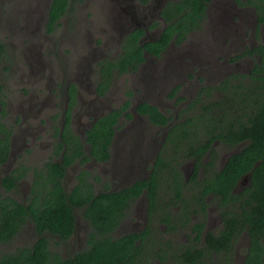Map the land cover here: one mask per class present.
<instances>
[{"label": "flooded vegetation", "instance_id": "af4514ba", "mask_svg": "<svg viewBox=\"0 0 264 264\" xmlns=\"http://www.w3.org/2000/svg\"><path fill=\"white\" fill-rule=\"evenodd\" d=\"M91 1L94 8L87 12L91 17L86 14L77 34L68 39L71 49L65 53L72 55L61 63L44 62L36 37L53 33L63 17L74 22L72 0L52 31L48 21L53 0H21L14 15L3 7L9 28L5 37L13 49L8 51L5 37L0 36V68L14 70L13 78L0 73V80H23L30 87L15 86L10 92L9 96L14 91L18 95L16 105L10 106L14 119L4 110L12 104L9 96L6 100L0 91V226L3 216L22 220L8 241L0 240V259L17 247H31L39 236L62 259L85 249L90 224L82 210H74V228L65 239L46 230L39 235L27 215L21 219L15 214L13 202L29 206L36 195H45L49 184L54 185L46 179L58 181L65 192L78 186L94 195L146 182L144 187L138 185L140 193L112 234L147 229L144 244L154 264L168 263L159 257L163 254L176 257L169 251L180 231H185L186 241L178 254L181 258L187 249L201 250L202 259L214 264H245L257 258L252 251L255 241L264 242V197L254 189L253 180H264V135L235 141L233 134L220 133L227 126L210 123L227 108L233 129L259 128L258 116H264V0L206 1L203 15L179 43L174 34L158 54L144 50L143 60L127 63L123 71L122 54L131 49L132 33L143 31L140 44L158 40L168 22L183 14L172 16L181 0L85 3ZM9 53L11 59L16 55L12 63ZM55 68L66 71L67 77L57 79ZM116 80L124 81L115 92L125 80H138L143 87L155 85L151 93L136 99L131 89H121L123 98L116 106L104 100ZM41 87L46 90L43 97ZM127 101L128 108L120 110ZM140 102L156 106L167 123H152L137 111ZM113 109L120 114L112 125L111 140L105 149L91 151L87 132ZM189 118L195 124H177ZM236 154L243 156L240 164L231 159ZM158 156L163 161L155 168ZM174 170L179 174L175 176ZM232 179L235 182L226 187ZM165 195L166 203L161 198ZM171 206L175 210L168 211Z\"/></svg>", "mask_w": 264, "mask_h": 264}, {"label": "trees", "instance_id": "16d2710c", "mask_svg": "<svg viewBox=\"0 0 264 264\" xmlns=\"http://www.w3.org/2000/svg\"><path fill=\"white\" fill-rule=\"evenodd\" d=\"M71 0H53L49 13L48 30L52 31L53 25L56 19L63 14L67 5ZM73 2L79 0H72ZM208 0H181L177 9L172 14L183 13L172 23L168 22V25L163 29L158 40L154 42H144L140 44L138 39L143 33L142 30H135L131 43V49L122 54L123 67L120 69L123 71L126 69L127 63L132 64L134 61L143 60V51L147 50L159 53L168 41L176 34L175 40L179 43L184 38V32L188 31L196 24L195 19L201 17L204 13L205 2ZM168 17H171L170 15ZM170 19V18H167ZM190 21L192 25L186 26ZM109 82V80H106ZM129 95L132 94L130 90ZM129 101L125 102L121 106L120 110L124 111L129 106ZM214 108V107H213ZM137 111L147 114L149 120L154 124H166L167 118L163 115L156 106L148 104L147 102H140L136 106ZM232 109V108H229ZM224 113L218 115L220 119H214V122L210 124L227 126L220 130V133L226 132L227 134H233L235 141L252 136L254 140L257 137L264 135V116L259 115L256 125L259 127L257 130L249 131L247 128L241 127L239 129H233L234 122L232 117L228 115L227 108L223 110ZM120 111L113 109L103 118L99 119V122L87 132V140L92 144L91 151H97L99 149H105L111 140L113 133L112 125L117 122V117ZM130 117V115H127ZM197 118V116H194ZM239 120V117H237ZM195 124L189 118L186 122H179L181 124ZM197 123V122H196ZM99 125V127H97ZM173 126L169 130V134L172 132ZM179 148V147H178ZM247 148L242 149V152ZM97 153V152H96ZM243 156L236 154L233 156L235 163H241ZM100 158V157H99ZM163 159L160 156L157 157L154 167L157 168L159 163ZM241 166V165H239ZM243 167V166H242ZM256 171V170H255ZM176 172L174 170L173 174ZM179 173H175V176ZM180 182L181 178L176 177ZM236 179V178H235ZM47 182L53 183L47 186L48 190L44 196L39 197L36 195L29 203V206L13 202L17 208L15 214L19 215L23 219V215H27L33 222L35 230L41 235L43 230H46L54 235H60L63 239L67 238L73 231L75 216L74 210H82V216L88 219L89 229L87 231L86 247L83 250L76 252L68 259H62L58 254L52 253V250L48 246L47 239L44 236H39L31 247L19 248L17 247L13 252L2 253L0 264H143L148 263V259L142 260L145 250V236L148 232L146 229L141 233H127L120 236L112 234L114 228L118 226L120 220L124 217L126 209L136 199L140 193V187H144L146 182L135 181L130 186H126L117 192L99 193L94 195L90 190L85 192V188L81 190L76 186L71 192H65L60 187L59 182L50 179ZM254 189L258 192H262L261 197H264V180H253ZM227 182V181H226ZM226 182L222 183L224 185ZM235 182L234 179L226 183V187ZM13 185V184H11ZM140 185V187L138 186ZM35 188V187H33ZM178 196V195H177ZM260 198V197H259ZM153 198H151L152 200ZM263 207V205H261ZM249 214L248 211H246ZM256 214V213H255ZM254 214V215H255ZM3 223L0 226V240L8 241L18 229L22 220L11 219L8 221L4 216L1 218ZM141 238L142 241L136 244V240ZM253 246L252 255L257 254L258 257L247 261L245 264H264V242L255 241ZM216 251H219L218 247H215ZM227 249V248H225ZM155 253V249L151 247V251ZM160 252V250H159ZM182 253L181 258L176 260V257H172V260L167 258V254L159 256L163 260L168 259L167 264H214V261L203 260L201 257V250L187 249L186 253ZM152 253V252H151ZM251 255V254H250ZM251 255V257H252ZM261 256H263L261 258ZM185 258V259H184ZM219 264V263H218Z\"/></svg>", "mask_w": 264, "mask_h": 264}, {"label": "rangeland", "instance_id": "374dc122", "mask_svg": "<svg viewBox=\"0 0 264 264\" xmlns=\"http://www.w3.org/2000/svg\"><path fill=\"white\" fill-rule=\"evenodd\" d=\"M21 0H0V36L3 37H7V32H8V26L6 24V21L4 20V17H2V11L4 10L3 7L5 8H9L11 10V14H13V11L16 9L15 7L18 5V3ZM87 0H81L80 2L75 3V1L73 2V13L70 16H74V22H67V19L65 17H63V19L60 21V24L58 25V27L56 28V30L51 33V34H45L44 32H42L39 36L36 37L37 39V44L39 46V50L43 52L44 54V62H50V63H54V62H59L61 63L63 60V58L67 57L66 60L69 59V57L72 55V52H70L68 55L65 52H68L71 49V45L68 42V39L71 37L73 38L74 34H77V29L78 26L80 27L81 24L83 22H85L87 20V16L89 15L87 12L91 10H93L94 6H93V1H91V4H86ZM87 14V16H86ZM86 17V18H85ZM89 18L91 17V15L88 16ZM19 24H21V21L18 22ZM77 26V28L75 29L74 26ZM6 37H5V41H6ZM193 38V37H192ZM196 38V37H195ZM199 38V37H198ZM33 40V38H32ZM193 39H191L190 41H192ZM35 41V40H34ZM6 43L8 44V51L13 49V44L10 40H7ZM6 44V45H7ZM7 49V46H6ZM47 51L50 52L49 55H47ZM22 52V51H21ZM22 55V53H20V56ZM9 62H13L14 59H16V55L13 54V58L11 59V55L9 53ZM49 63V65H50ZM54 66V65H53ZM10 69L8 71H3L0 68V73H3L8 79L13 78V70L14 68L11 69V66L9 67ZM62 68L64 69L65 66L62 64ZM56 69V68H55ZM49 68L46 67V71H48ZM55 73V77L57 79H59L62 75H64L65 77H67V73L66 71L64 72H60L59 69L54 70ZM61 80V78L59 79ZM64 80H66V78H64ZM124 81V80H116L114 82V87L112 90L111 95H109L108 97H106L104 100L107 101H112L113 105H119L121 104L122 98L120 97V91L121 89H123V92L131 89L133 91L132 94V98L135 97V99L140 98L141 96L144 97V94L146 93H151L153 90V85L152 84L150 86H146L144 85L143 87V82H139L137 83L138 80H125V86L119 90H117L115 92V87L119 84V82ZM153 81V80H152ZM157 80H154V83ZM0 86L2 87V89L0 91H2L3 94H5V98L7 100L10 92L13 90V88L16 87H23L25 89H29V84H25L23 82V80H0ZM52 86V84L50 85ZM41 93H40V97H43V95L46 94V90L41 87ZM18 95L16 94V92L14 91L13 93H11V95L9 96V99L11 101V105H9V107L4 108V110L6 111V113H8V115H10V117L12 119H14L11 109H14V107H10V106H15L16 102L18 100ZM112 97V98H111ZM126 96L124 95V98ZM169 97H173V96H169ZM171 98H169L168 103L171 104ZM134 99V98H133ZM165 99V98H164ZM179 100H177V105L179 104ZM11 121V120H10ZM59 122V117L56 118V121L54 122L55 124H58ZM125 123V122H124ZM162 198V202H167L169 196L165 195ZM160 198V199H161ZM161 201V200H160ZM168 211H173L175 210V207H170L169 209H167ZM124 224V223H123ZM163 226H160L158 228L159 231H162ZM123 231V230H122ZM184 232L185 231H180L178 232V234H176L174 236V238L172 239V244L170 246V251L174 256H176V260L179 258V253L182 252V249H184L185 247V236H184ZM154 240V239H153ZM246 244V242H245ZM243 247V246H242ZM148 259V263H143V264H154V258L152 257V253L150 254V250L148 247L145 248L144 250V257L142 260H146ZM169 259V258H168ZM168 259L166 261H168ZM172 260V259H170ZM238 262V261H236Z\"/></svg>", "mask_w": 264, "mask_h": 264}]
</instances>
